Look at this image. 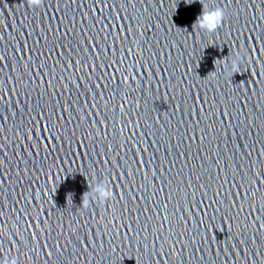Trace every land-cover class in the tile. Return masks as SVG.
Returning a JSON list of instances; mask_svg holds the SVG:
<instances>
[{
	"label": "water",
	"instance_id": "95a60500",
	"mask_svg": "<svg viewBox=\"0 0 264 264\" xmlns=\"http://www.w3.org/2000/svg\"><path fill=\"white\" fill-rule=\"evenodd\" d=\"M216 7L215 32L195 25ZM12 256L264 264V0H0Z\"/></svg>",
	"mask_w": 264,
	"mask_h": 264
},
{
	"label": "clouds",
	"instance_id": "9594fccd",
	"mask_svg": "<svg viewBox=\"0 0 264 264\" xmlns=\"http://www.w3.org/2000/svg\"><path fill=\"white\" fill-rule=\"evenodd\" d=\"M28 3L33 8H38L42 5L43 0H28ZM225 17V10L221 7H216L211 10H202V13L197 17L195 21V25L198 26L201 30L207 31L208 33L215 32L223 23ZM238 59H235L231 63V67L229 68L228 65H225V71H230L235 73L239 70V63ZM97 191L99 192V199L94 200L93 202L98 201L99 203L103 204L105 202L111 201L113 199V191L110 187L108 190H104L103 188H98ZM89 195L85 194V199L83 200V204L86 206L89 203L87 199ZM2 264H17V257L12 256L11 258L5 257Z\"/></svg>",
	"mask_w": 264,
	"mask_h": 264
}]
</instances>
